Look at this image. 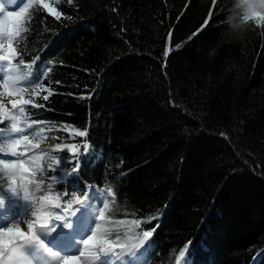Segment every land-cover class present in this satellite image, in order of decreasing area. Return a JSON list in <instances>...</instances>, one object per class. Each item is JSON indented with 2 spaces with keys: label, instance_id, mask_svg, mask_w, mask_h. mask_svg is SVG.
<instances>
[{
  "label": "trees",
  "instance_id": "obj_1",
  "mask_svg": "<svg viewBox=\"0 0 264 264\" xmlns=\"http://www.w3.org/2000/svg\"><path fill=\"white\" fill-rule=\"evenodd\" d=\"M52 3L61 19L34 6L25 35L53 62L41 118L92 136L79 182L112 186L110 211L156 217L152 264L189 240L198 264L200 241L215 264H264V24L235 26L238 0Z\"/></svg>",
  "mask_w": 264,
  "mask_h": 264
},
{
  "label": "snow or ice",
  "instance_id": "obj_2",
  "mask_svg": "<svg viewBox=\"0 0 264 264\" xmlns=\"http://www.w3.org/2000/svg\"><path fill=\"white\" fill-rule=\"evenodd\" d=\"M216 3L212 0L213 8ZM238 4L247 11L235 26L251 18L257 26L264 24V13L257 11L264 8V0H238ZM34 6L56 20L63 15L52 0H7V4L0 0V124L8 121L0 128V264H150L146 254L159 225H142H151L156 217L135 218L133 213L129 218L126 211H110L117 200L112 186L79 182L80 157H87L92 148L88 126L57 125L41 118L39 109L51 111L44 102L54 94L53 82L44 81L53 62L37 66L39 54L24 58L29 55L25 34L31 31ZM171 35L169 29V45ZM5 97L12 98L11 108L3 102ZM60 132H67V137L48 135ZM110 183H117L115 177ZM40 192L45 194L36 195ZM192 245L187 241L170 264H193Z\"/></svg>",
  "mask_w": 264,
  "mask_h": 264
},
{
  "label": "rangeland",
  "instance_id": "obj_3",
  "mask_svg": "<svg viewBox=\"0 0 264 264\" xmlns=\"http://www.w3.org/2000/svg\"><path fill=\"white\" fill-rule=\"evenodd\" d=\"M261 9L262 8H257V11L261 12ZM10 99H11V97H5L4 100H3V102L8 105V104H10ZM50 144H54V143H50ZM25 230H26V228H25ZM199 245L201 247V251L205 252V254H206L205 260L202 257H199L200 263L201 264H206L207 263V260H208L209 252H208V250L205 249V246H204L203 241H200L199 242Z\"/></svg>",
  "mask_w": 264,
  "mask_h": 264
},
{
  "label": "bare ground",
  "instance_id": "obj_4",
  "mask_svg": "<svg viewBox=\"0 0 264 264\" xmlns=\"http://www.w3.org/2000/svg\"><path fill=\"white\" fill-rule=\"evenodd\" d=\"M5 3L7 4V0H5ZM165 52H166V50L163 51V56H165V55H164ZM32 55H36V54H34V52H31V53H29V55H28L27 58L30 59ZM46 61H48V60H47V59L45 60L44 58H41V57H40V61H38L37 66H39V63H40V62H46ZM88 139L92 141V136H91V134L88 135ZM203 242H204V244L206 245V242H205V241H203ZM206 246H207V245H206ZM209 247H210V246H209ZM208 256H209V255H208ZM210 257H211V256H210ZM215 257H216V256H215ZM215 257L213 258L214 260L216 259ZM208 261H209V260H207V262H208Z\"/></svg>",
  "mask_w": 264,
  "mask_h": 264
}]
</instances>
